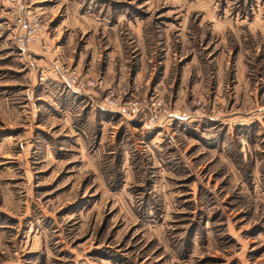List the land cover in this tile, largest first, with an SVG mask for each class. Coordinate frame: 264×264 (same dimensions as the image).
Here are the masks:
<instances>
[{
    "label": "rangeland",
    "instance_id": "obj_1",
    "mask_svg": "<svg viewBox=\"0 0 264 264\" xmlns=\"http://www.w3.org/2000/svg\"><path fill=\"white\" fill-rule=\"evenodd\" d=\"M0 264H264V0H0Z\"/></svg>",
    "mask_w": 264,
    "mask_h": 264
},
{
    "label": "built area",
    "instance_id": "obj_2",
    "mask_svg": "<svg viewBox=\"0 0 264 264\" xmlns=\"http://www.w3.org/2000/svg\"><path fill=\"white\" fill-rule=\"evenodd\" d=\"M15 25L18 32L15 38V44L21 51H30V47L38 45L40 42V33L43 29L40 17L32 12L19 14L15 18ZM44 45L40 46V50L45 49ZM69 86L80 89L86 85L92 84L89 81L79 78L74 72L67 71L65 75ZM110 105H115L110 96L104 98Z\"/></svg>",
    "mask_w": 264,
    "mask_h": 264
}]
</instances>
